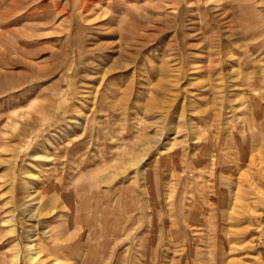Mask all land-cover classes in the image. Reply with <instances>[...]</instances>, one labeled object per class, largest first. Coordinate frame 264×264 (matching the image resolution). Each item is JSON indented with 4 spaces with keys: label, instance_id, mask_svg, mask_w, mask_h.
Listing matches in <instances>:
<instances>
[{
    "label": "rangeland",
    "instance_id": "374dc122",
    "mask_svg": "<svg viewBox=\"0 0 264 264\" xmlns=\"http://www.w3.org/2000/svg\"><path fill=\"white\" fill-rule=\"evenodd\" d=\"M208 243L264 264V0H0V264Z\"/></svg>",
    "mask_w": 264,
    "mask_h": 264
},
{
    "label": "bare ground",
    "instance_id": "6f19581e",
    "mask_svg": "<svg viewBox=\"0 0 264 264\" xmlns=\"http://www.w3.org/2000/svg\"><path fill=\"white\" fill-rule=\"evenodd\" d=\"M253 88H255V86H252ZM252 88V89H253ZM257 97H258V95L256 96V100H253L252 101V110L254 111V115H255V118L257 117V116H259V115H257V113L259 112V109L258 108H260V107H258V99H257ZM258 98H260V97H258ZM263 104V103H262ZM262 106V105H261ZM252 111V112H253ZM253 114V113H252ZM254 118V119H255ZM258 119V118H257ZM253 125H255V123L254 122H251ZM250 123V125L249 126H253L252 124ZM259 123V122H258ZM246 125V124H245ZM244 126V125H243ZM249 126H246L247 128L249 127ZM245 130V126L242 128V129H238V130H235L236 132H239V131H242V130ZM234 131V132H235ZM247 131V130H246ZM232 133V132H231ZM244 133H245V131H244ZM244 133H242L243 135H241V134H238L237 133V136H238V138H239V140L242 142V141H246V137H248V136H246ZM232 137H233V134H232ZM243 139V140H242ZM235 143V142H234ZM241 144V143H240ZM247 145V144H246ZM239 146H241V145H239ZM248 147V146H247ZM245 148V147H244ZM214 151L216 152L217 150H218V148H217V146L214 144ZM211 154V153H210ZM215 207V206H214ZM212 224V223H211ZM213 225V224H212ZM211 225V226H212ZM209 226V225H208ZM214 226V225H213ZM210 228V227H209ZM211 229H208V231H210ZM211 235V234H210ZM216 235V234H215ZM211 236H213V235H211ZM209 238V237H208ZM213 238V237H212ZM209 241V240H208ZM207 243V242H206ZM33 245V244H32ZM32 245L31 244H27V247L28 248H30L31 249V247H32ZM34 246V245H33ZM207 247H211V245H210V243H208V245H207ZM190 248V247H189ZM216 248V247H215ZM55 249H54V247H52V245H47V244H45V245H43V247H42V249H41V251L42 252H36L35 251V257L34 258H36L37 259V263L38 264H56L55 262H56V258H54V254H55V251H54ZM188 250V249H187ZM190 250V249H189ZM192 250V249H191ZM202 251H203V249H202ZM217 250H215V249H213V248H210V249H208L207 248V250L205 251V252H200L199 251V253L197 252V250H195V252H194V254H195V256H196V259H193V260H191L190 262L188 261V264H213L214 262H215V260H216V258H218L217 257V255L219 254V252L217 253L216 252ZM38 253H41V254H38ZM200 253H202V254H200ZM188 255H189V253H188ZM192 255V254H191ZM193 256V255H192ZM188 257V256H187ZM220 257V256H219ZM14 258H15V260H14V264L16 263V258H17V256H14ZM33 257H32V259H34ZM186 258V257H185ZM192 258V257H191ZM187 260H188V258H187ZM198 260V261H197ZM150 261H153V260H150ZM154 263V262H153ZM215 264V263H214Z\"/></svg>",
    "mask_w": 264,
    "mask_h": 264
}]
</instances>
